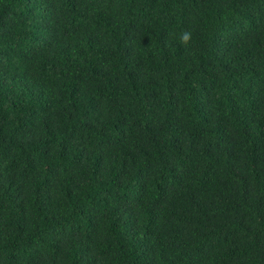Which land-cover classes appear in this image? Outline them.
Here are the masks:
<instances>
[{
    "label": "trees",
    "instance_id": "1",
    "mask_svg": "<svg viewBox=\"0 0 264 264\" xmlns=\"http://www.w3.org/2000/svg\"><path fill=\"white\" fill-rule=\"evenodd\" d=\"M0 264H264V0H0Z\"/></svg>",
    "mask_w": 264,
    "mask_h": 264
},
{
    "label": "clouds",
    "instance_id": "2",
    "mask_svg": "<svg viewBox=\"0 0 264 264\" xmlns=\"http://www.w3.org/2000/svg\"><path fill=\"white\" fill-rule=\"evenodd\" d=\"M192 40V32L191 30H184L180 33V43L181 45L187 47Z\"/></svg>",
    "mask_w": 264,
    "mask_h": 264
}]
</instances>
